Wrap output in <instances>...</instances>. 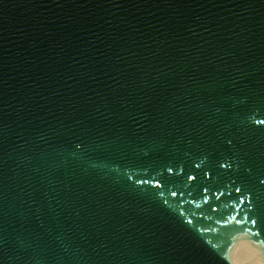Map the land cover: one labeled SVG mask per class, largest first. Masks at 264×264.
<instances>
[{"label": "water", "instance_id": "95a60500", "mask_svg": "<svg viewBox=\"0 0 264 264\" xmlns=\"http://www.w3.org/2000/svg\"><path fill=\"white\" fill-rule=\"evenodd\" d=\"M0 264H264V0H0Z\"/></svg>", "mask_w": 264, "mask_h": 264}]
</instances>
